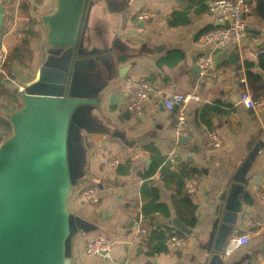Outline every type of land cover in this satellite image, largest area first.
Returning a JSON list of instances; mask_svg holds the SVG:
<instances>
[{"label": "crops", "instance_id": "1", "mask_svg": "<svg viewBox=\"0 0 264 264\" xmlns=\"http://www.w3.org/2000/svg\"><path fill=\"white\" fill-rule=\"evenodd\" d=\"M207 1L132 0L127 12L120 16L118 31L123 37L159 48L152 55L132 59L135 66L127 77L146 79L162 90L180 94L196 88L200 102L188 107L191 141L179 144L173 132L174 113L164 109L160 98L150 95L141 114H135L126 110L129 95L123 89L122 81L105 93L102 108L107 118L118 128L126 129L133 140L143 139L137 142L133 151L110 139L104 140L94 151L92 171L99 177L107 175L103 182L104 195L99 205L92 207L78 199V191L69 207L82 218L103 227L104 230L96 234L106 236L116 245L108 258H89L84 254L85 245L96 234L79 235L74 242V264H195V259L201 257L194 236L206 235L210 230L216 196L227 169L242 155L249 137L258 130L264 131V111L253 112L238 103H230L231 94L240 96L246 90L264 99V0H259L254 11L246 16L247 37L239 50L231 52L214 50L201 40L203 34L218 26L215 18L207 12ZM13 5V0H0V50L10 55V45L14 48L28 39L29 66L25 67L13 58L7 64L17 84L23 86L40 66L45 40L41 17L52 12L54 2L23 0L17 32L10 31L7 19ZM140 11L149 13L142 28L135 20ZM258 51L263 53L256 57ZM212 52L217 61V76L214 80H201L193 69L200 57ZM0 84L10 92L14 89L3 80ZM16 98L21 106L20 99ZM16 108L7 106L0 97V115ZM209 131H215L221 137L219 149L207 146L206 133ZM261 140L264 142V133ZM170 154L198 184L197 193L189 196L196 218L193 226L181 219L182 199L188 196L183 191L185 178L171 167L172 174L164 172L162 165L156 166V158ZM110 156L119 158L122 164L108 173L102 169V162ZM149 160L150 164L146 165ZM88 186L93 185L86 184L82 189ZM262 189L264 148L248 173L250 196L244 201L239 228L233 233L248 235L249 242L228 262L246 255L251 256L246 264L264 262ZM138 213L146 222L148 235L145 237H138L135 233ZM183 228L191 234L184 232ZM158 231L183 233L188 240V249L181 252L152 243L151 235Z\"/></svg>", "mask_w": 264, "mask_h": 264}, {"label": "water", "instance_id": "2", "mask_svg": "<svg viewBox=\"0 0 264 264\" xmlns=\"http://www.w3.org/2000/svg\"><path fill=\"white\" fill-rule=\"evenodd\" d=\"M131 1L53 0L52 12L41 17L40 66L22 91L12 90L21 106L3 114L11 134L0 143V264H74L76 237L104 230L73 212L69 203L86 184L104 195L107 175L92 171L93 153L104 140L133 151L143 139L130 138L102 108L105 93L135 66L131 60L159 51L119 33L118 20ZM193 71L199 77V68ZM238 101L231 94L230 103ZM263 133H253L227 169L210 230L194 236L202 253L195 264L250 261L246 255L228 262L223 253L250 196L248 173L264 148ZM191 138L192 133L178 136L177 142L189 144Z\"/></svg>", "mask_w": 264, "mask_h": 264}, {"label": "built area", "instance_id": "3", "mask_svg": "<svg viewBox=\"0 0 264 264\" xmlns=\"http://www.w3.org/2000/svg\"><path fill=\"white\" fill-rule=\"evenodd\" d=\"M23 0H13V8L8 13L7 19L10 31L17 32L19 18V9ZM257 0H208L206 3L207 12L211 14L217 23H222L214 29L202 35L201 40L210 45L214 50L231 52L239 50L247 37L248 29L246 24V16L251 14L256 8ZM149 19L147 11H140L136 14V23H143ZM263 51L256 52L255 56H260ZM8 64V54L0 50V81L3 80L12 85L18 91L23 90V86H19L15 79H9L6 74ZM196 66L199 68V76L201 80H214L217 76V61L214 54L200 57ZM122 87L128 93L129 99L125 104L126 110L135 114H141L143 105L148 97L154 96L161 99V103L167 112L174 113L173 132L176 137L186 136L189 134L187 112L190 104L200 102V97L196 88L185 94L176 93L174 91H165L157 85L146 79L124 78ZM238 104L253 112L264 111V99L257 98L249 90L244 91L239 96ZM207 146L213 149H219L222 146V139L215 131L206 133ZM167 160L174 169L175 157L170 154ZM122 162L119 158L110 156L102 162V169L116 170L121 166ZM183 191L188 196H193L198 191V184L195 179H185L183 182ZM102 195L97 186H88L79 192L78 199L88 203L92 207L99 205ZM260 199L264 202V189L260 192ZM135 233L138 237L148 235L144 216L138 213L135 224ZM258 235V233H255ZM249 242L248 235H232L225 246L223 253L224 259L228 260L237 251L245 247ZM166 246L171 249L184 252L188 249V240L184 237L172 235L166 239ZM116 245V242L104 235L96 234L92 236L85 245L84 254L89 257H109V253ZM103 254V255H101ZM127 264V263H124ZM254 264H264V262H255Z\"/></svg>", "mask_w": 264, "mask_h": 264}, {"label": "trees", "instance_id": "4", "mask_svg": "<svg viewBox=\"0 0 264 264\" xmlns=\"http://www.w3.org/2000/svg\"><path fill=\"white\" fill-rule=\"evenodd\" d=\"M261 1V0H260ZM257 2L259 3V0H257ZM257 3V4H258ZM10 58L16 59L19 63H21L22 65H24L25 67L29 66V64L31 63V51L29 49V41L28 39L24 40V42H22L20 45H17L16 47L13 48V50L11 51L9 57H8V62L10 60ZM250 65L248 64V67ZM6 74L9 77V79H15L12 70L9 68V66L7 65L6 67ZM0 97L13 104L16 102L17 98L16 95H14L12 92L5 90L1 84H0ZM15 106H18V103L16 102ZM11 134V127L9 125V123L7 121H5L4 119H2L0 117V142L8 135ZM157 163L156 166H160L162 165L163 171L164 172H169V173H173L170 169L171 164L170 162L167 160V157H158L156 158ZM175 171H177L182 178L185 179H191V175L187 172L185 167H181V165L179 166L177 159H175V166H174ZM182 212H181V219L188 223V225L193 226L196 223V218L194 217V207L192 206L190 200H189V196H185L182 199ZM172 235H177L179 237H184L183 233L180 232H172V231H158V232H154L151 235V241L152 243L157 242L159 243V245H164L166 247V239ZM233 235H243V234H239V233H235Z\"/></svg>", "mask_w": 264, "mask_h": 264}, {"label": "rangeland", "instance_id": "5", "mask_svg": "<svg viewBox=\"0 0 264 264\" xmlns=\"http://www.w3.org/2000/svg\"><path fill=\"white\" fill-rule=\"evenodd\" d=\"M19 36H21V34L19 33ZM19 40V39H18ZM12 41H14V40H12ZM11 41V42H12ZM13 45H10V47H9V51H12L13 50ZM7 54H8V57H9V53L7 52ZM20 77H22V76H20ZM4 103L7 105V106H10V107H12V106H15V104H16V102L15 103H13V104H11V103H9V102H7V101H5L4 100ZM20 107V104H18V106H17V108H19ZM16 108V109H17ZM0 117L2 118V119H4L5 120V118L3 117V115H0ZM6 121V120H5ZM9 136V135H8ZM8 136H6L1 142H3ZM0 142V143H1Z\"/></svg>", "mask_w": 264, "mask_h": 264}]
</instances>
